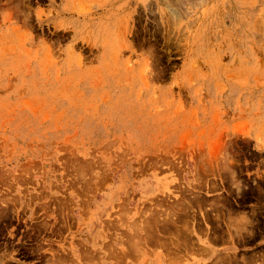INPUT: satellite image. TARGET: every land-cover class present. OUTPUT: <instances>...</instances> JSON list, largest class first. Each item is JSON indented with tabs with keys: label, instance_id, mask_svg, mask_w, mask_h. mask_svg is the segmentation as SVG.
<instances>
[{
	"label": "rangeland",
	"instance_id": "1",
	"mask_svg": "<svg viewBox=\"0 0 264 264\" xmlns=\"http://www.w3.org/2000/svg\"><path fill=\"white\" fill-rule=\"evenodd\" d=\"M0 264H264V0H0Z\"/></svg>",
	"mask_w": 264,
	"mask_h": 264
},
{
	"label": "bare ground",
	"instance_id": "2",
	"mask_svg": "<svg viewBox=\"0 0 264 264\" xmlns=\"http://www.w3.org/2000/svg\"><path fill=\"white\" fill-rule=\"evenodd\" d=\"M231 161H232V160H231ZM223 164H224V162H223ZM223 164H222V165H223ZM225 164H226V163H225ZM231 164H232V162H231ZM231 164H229V162H228V163L226 164L225 167L231 168V166H230ZM210 165H211V164H210ZM207 166H208V165H207ZM222 167H223V166H222ZM225 167H224V168H225ZM209 168H210V167H209ZM211 168H212V167H211ZM214 168H215V167H214ZM231 170H232V169H231ZM233 171H234V170H233ZM180 227H181V226H180ZM173 231H174V230H173ZM138 240H139V239H138ZM140 242H141V241H140ZM114 248H115V247H114Z\"/></svg>",
	"mask_w": 264,
	"mask_h": 264
}]
</instances>
